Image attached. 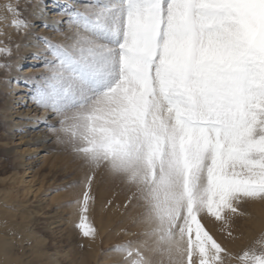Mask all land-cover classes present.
Segmentation results:
<instances>
[{"label": "snow or ice", "instance_id": "snow-or-ice-1", "mask_svg": "<svg viewBox=\"0 0 264 264\" xmlns=\"http://www.w3.org/2000/svg\"><path fill=\"white\" fill-rule=\"evenodd\" d=\"M0 7L29 27L19 0ZM63 14L66 42L44 41L31 89L86 170L81 234H96L103 167L142 207L144 239L114 249L122 264H264V237L233 253L205 223L228 229L240 204L264 201V0H87Z\"/></svg>", "mask_w": 264, "mask_h": 264}, {"label": "rangeland", "instance_id": "rangeland-1", "mask_svg": "<svg viewBox=\"0 0 264 264\" xmlns=\"http://www.w3.org/2000/svg\"><path fill=\"white\" fill-rule=\"evenodd\" d=\"M7 2L8 0H0V6ZM11 2L15 3L16 0ZM40 2L45 4L47 0H19L22 17L29 24L28 28L21 30L12 26V14L6 13L0 7V16H7V21L0 20V49L8 47L12 51L11 56L0 55V178L5 179L0 181V187H7L8 191L15 194L18 201L24 202L25 209L32 210L41 205V207L44 206V213L37 215V226L46 235L47 240L52 230L54 231L56 239L50 240L49 252L54 253L55 250H59L62 264H70L69 258L74 255V251L83 249L82 243L78 242V237H74V245L63 243L61 240L64 238L56 226L64 227L65 225L63 221L62 224L58 222L59 219L55 216L58 215L59 210V212L63 211L60 213L63 216L69 212L71 206H74L71 202L77 189L80 190L83 184L86 170L71 146L61 144L57 140V133L50 127L58 126L59 117L50 110L38 107L31 98L33 97L32 78H39L47 73L45 61L51 59L44 41L63 44L66 42V35L69 34V28H64L62 25L52 26V21L49 26L43 25L47 29L36 33L40 29L38 25L42 24L35 16L38 11L40 12ZM56 2H58L56 6L62 4V8L57 7L54 11L63 14L65 5L82 9L83 7L79 6L87 3V0H56ZM63 16L65 19L61 22H67V17L64 14ZM31 43L37 46H30ZM35 55H39L40 61L30 62ZM25 67L30 68L31 71L22 73L26 70L23 69ZM14 83L18 84L15 90ZM10 123H19V126L12 127ZM10 131L15 132L14 137L10 136ZM37 135L49 138L47 143L44 145L34 143L33 140ZM10 148L14 150L6 151ZM13 173H16V179L11 181L9 177ZM106 173L111 172L103 167L95 171L94 193L105 192V189L110 190V196L116 198L111 203L116 216L119 210L129 212L131 207L127 208L124 203L133 197L130 191L124 189L125 184L128 183L119 176L112 177ZM107 194L105 192V195ZM54 196L57 198L52 200ZM63 201H66L65 207H63ZM25 209L23 211H26ZM46 212L53 213V217H48L49 214L47 215ZM125 218L120 216L118 224H115L117 218H114L108 231L105 232L106 235L109 234V239L106 238L105 233L101 235L98 256L95 257L98 261L96 264H110L111 259L120 254L114 251L117 245L140 240L141 237L139 234L135 235L133 229L135 218L132 217L123 224ZM52 219H56V222L47 225ZM205 223L218 241L222 240L233 253L240 252L264 237V201H247L240 204L238 213L232 216L228 229L222 230L221 223L214 218H208ZM229 231L232 233L231 237L228 236ZM105 238L108 243L104 240ZM122 259L123 257H120L116 261L119 262Z\"/></svg>", "mask_w": 264, "mask_h": 264}, {"label": "bare ground", "instance_id": "bare-ground-1", "mask_svg": "<svg viewBox=\"0 0 264 264\" xmlns=\"http://www.w3.org/2000/svg\"><path fill=\"white\" fill-rule=\"evenodd\" d=\"M40 4V12L38 11L37 15L35 16L36 18H38V21L42 22V24L38 25L40 29L36 33H40V31L45 30L46 27H43V25L46 24V26H49V23H51V21L53 22L52 26L56 27L62 25L64 26V28H69V24L67 22H61L65 19L63 14L57 13L58 11H54V9H56L57 7L62 8V4L60 6H56V4H58L56 0H47V3L44 4L43 2H40ZM83 6L84 3L79 7ZM29 45L33 47L37 46L33 45L32 43ZM36 52L37 51H35V53ZM38 57L39 55H35L30 62L34 63L40 61ZM36 58L38 60H36ZM27 67L23 68L26 70H24L22 73L31 71L30 68ZM17 85V83L13 84L14 90L17 89ZM20 101H22L21 98ZM10 126L17 127L19 126V123H10ZM14 135L15 132L10 131V136L14 137ZM47 139L49 138L42 135H37L35 140L33 141L34 143L44 145L47 143ZM13 150L14 148H10L6 151L12 152ZM15 174L16 173H13L12 176L9 177V180H15ZM106 174L112 177H117V175L111 173ZM97 175H99V173ZM120 178L123 179L122 177ZM3 180L5 179L0 178V181ZM83 181L84 180H82V182ZM124 189L130 191L132 194L134 192V188L129 184H125ZM82 190L83 184L80 187V190L79 188L77 189V193L72 201L77 198L78 194H80ZM95 190L96 187L93 180L91 188V195L93 197V201L91 205V211L89 212L88 216L91 225L96 229V234L94 237L83 236L81 234V231L77 228V224L79 223L80 219V214L76 210L75 206H71L69 208V212L65 213L63 216L60 214L63 211L59 212L60 210L58 211V215L56 214L55 216L56 219H59L58 222L61 223L63 221L62 223L63 225H65L64 227H60V225L56 226L58 227V232L61 233L62 238H64L65 240L61 241L63 243H68L67 245H74L73 239L74 237H78V242L82 243L83 249L79 251H74V255L69 258L70 264H96L98 262L97 260H95V257L98 256L101 235L108 231L109 226L113 223L114 218H117L115 224H118V218L120 216H124L126 218L123 224H126L129 219L134 217V233L135 235L139 234V236L141 237L140 240L144 239L142 233L145 230V225L140 222L142 213V207L140 206V203L135 199L131 198L130 200L124 202L126 203L127 208L131 207V210L129 212L128 210H119V214L116 216L115 211L111 206L112 201L116 198L110 196V190L105 189V192L108 193L107 195H105V192L94 193ZM95 195H97L96 198ZM67 197H69V195H67ZM55 198L57 197L54 196V198L51 199L53 200ZM17 199V196L12 192L8 191L7 187H0V264H62V261L60 259L61 256L59 255V250H55L54 253L49 252V248H51L50 240L56 239L55 234H53L54 231L52 230L47 240L46 235L43 234L37 226V215H39L38 213H44V206L41 207V205L40 207L36 209L34 208L32 210L25 209L26 205L24 204V202L18 201ZM51 199L50 201H52ZM63 202V207H65L66 201ZM71 204L74 205L73 202H71ZM24 209L26 211H23ZM54 213H56V211ZM46 214H49L48 217H53V213L51 214L49 212H46ZM34 217H37V219H34ZM56 219H52L48 222L47 225L55 223ZM108 236L109 234L106 235V238H108ZM106 238L104 239L105 241H107ZM106 243H108V241ZM67 252L68 251H66V253ZM120 257H122L121 254L116 255L113 259H111L110 264H122V260L119 262L116 261Z\"/></svg>", "mask_w": 264, "mask_h": 264}]
</instances>
